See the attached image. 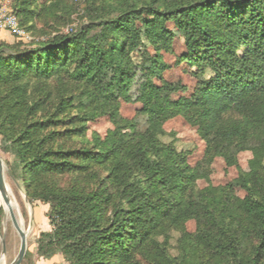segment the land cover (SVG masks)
<instances>
[{
	"label": "rangeland",
	"instance_id": "rangeland-1",
	"mask_svg": "<svg viewBox=\"0 0 264 264\" xmlns=\"http://www.w3.org/2000/svg\"><path fill=\"white\" fill-rule=\"evenodd\" d=\"M199 1L9 0L19 32L0 27V157L26 233L21 264H70L59 244L40 237L53 230L51 203L40 198L70 192L92 194L105 234L116 228L90 264H264L261 221L244 207L246 196L256 209L264 198V92L227 111L215 129L196 115L151 118L137 100L143 84L157 81L146 70L148 53L172 60L168 29L178 45L185 41L170 12ZM219 10L210 4L201 22L235 37ZM244 36L234 50L262 73L263 48ZM60 41L56 64L54 53L44 56L52 69L41 73L36 55ZM109 59L130 71L124 87L111 86ZM173 73L175 80L183 68ZM213 74L207 66L199 78ZM48 150L70 152L71 168L52 167ZM36 155L49 169L34 168ZM19 249L0 203L3 264Z\"/></svg>",
	"mask_w": 264,
	"mask_h": 264
},
{
	"label": "trees",
	"instance_id": "trees-1",
	"mask_svg": "<svg viewBox=\"0 0 264 264\" xmlns=\"http://www.w3.org/2000/svg\"><path fill=\"white\" fill-rule=\"evenodd\" d=\"M210 4L219 7L222 16L226 17L227 28H235V37L218 36L201 22L200 15ZM170 14L177 20L174 27L184 30L185 41L178 45L174 39L175 34L167 25L162 26L163 30L168 29L167 43L169 53L173 55L172 60L166 62L161 56L148 53L146 70L157 81L141 86V94L137 98L140 109L151 118L165 111L196 115L208 129L218 128L227 111L234 106L243 105L252 95L264 92V71L256 72L251 60L246 55L239 56L234 50L236 43L242 38L239 36L247 33L248 36L243 39L257 38V45L264 51V0H203L173 10ZM64 43L60 41L50 44L43 49L44 54L36 55L42 58V62L36 65L41 73L48 72L56 64L58 49ZM178 46L179 51L176 50ZM53 53L52 67L48 68L44 56ZM107 62L110 70L117 67L113 66L112 59ZM193 66L198 69L193 71ZM207 66L214 70L213 76L200 79V69ZM176 67L183 68L182 76L175 80L169 79L171 76L168 74H174ZM129 72L115 69L111 86L124 87L125 75ZM239 129L238 125L229 127L230 131ZM46 153L53 157L55 162L52 167L56 170L63 172L71 168L70 162L65 160L70 158V152L48 150ZM39 160L41 158L36 155L30 163L36 164V170L49 169V166H45V161ZM40 199L51 203L50 222L53 227L51 231L41 232L40 237L52 238L46 245L59 244L70 264H90L99 242L115 234L116 228L111 234H105V227L101 226L98 219L96 199L92 194L49 193ZM244 207L261 221V228L264 230V198L260 208L256 209L252 206L251 198L246 196ZM117 227L122 226L119 224ZM49 252L54 254L56 250L49 249Z\"/></svg>",
	"mask_w": 264,
	"mask_h": 264
},
{
	"label": "water",
	"instance_id": "water-1",
	"mask_svg": "<svg viewBox=\"0 0 264 264\" xmlns=\"http://www.w3.org/2000/svg\"><path fill=\"white\" fill-rule=\"evenodd\" d=\"M0 196L6 204H10L11 200L9 198V195L7 194V191H6V184H5V178H4V168H3V162H2L1 157H0ZM9 217H10V220H11L14 228L16 229V231L18 232V234L20 236V249H19V252H18L16 258L14 259V261L11 264H21V261L23 260V257H24L25 252H26V233L21 228V225L19 224L17 217L15 215V212L13 211L12 208L9 209Z\"/></svg>",
	"mask_w": 264,
	"mask_h": 264
},
{
	"label": "built area",
	"instance_id": "built-area-1",
	"mask_svg": "<svg viewBox=\"0 0 264 264\" xmlns=\"http://www.w3.org/2000/svg\"><path fill=\"white\" fill-rule=\"evenodd\" d=\"M8 2L9 0H0V27L19 32L16 16L7 12Z\"/></svg>",
	"mask_w": 264,
	"mask_h": 264
},
{
	"label": "bare ground",
	"instance_id": "bare-ground-1",
	"mask_svg": "<svg viewBox=\"0 0 264 264\" xmlns=\"http://www.w3.org/2000/svg\"><path fill=\"white\" fill-rule=\"evenodd\" d=\"M7 187V186H6ZM8 188V187H7ZM0 203H1V205H3V207H4V209H5V213L7 214V215H9V209L10 208H12L13 209V211L16 213V205H15V203H14V201L11 199V202H10V204H6L4 201H3V199L1 198V196H0ZM17 220H18V222H19V224L21 225V221H20V219L17 217ZM7 225V224H6ZM25 226V225H24ZM22 228V227H21ZM3 232V231H2ZM29 233V232H28ZM0 264H3V258H0ZM6 264V263H5Z\"/></svg>",
	"mask_w": 264,
	"mask_h": 264
}]
</instances>
